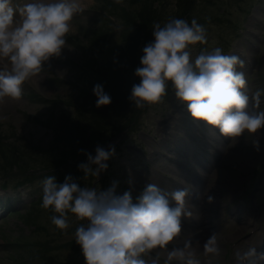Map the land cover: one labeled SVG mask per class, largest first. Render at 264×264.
Returning <instances> with one entry per match:
<instances>
[{"label":"rangeland","instance_id":"rangeland-1","mask_svg":"<svg viewBox=\"0 0 264 264\" xmlns=\"http://www.w3.org/2000/svg\"><path fill=\"white\" fill-rule=\"evenodd\" d=\"M173 1L156 2L165 5L163 14L171 15L172 9L176 8ZM30 2L32 0H12V5L16 8ZM81 3L85 10L73 17L72 30L66 37L67 47L62 50L61 55L52 57L37 77L23 85L24 91L20 100H8L5 105L0 106V116L7 117L6 120H0V138L7 144L30 149L32 154L26 160L29 164L38 166V169L32 168L21 173L11 165L12 169L9 172L0 173L3 175H0V180L8 179L6 182L9 183L6 188L0 187V264H21L19 260L26 258L27 253L24 247L15 243L29 242L33 244L30 246L34 247L40 240L46 242L44 245L47 251L44 255L58 259L51 263L47 262L48 264H62L61 262L66 261L75 264H80L81 261V264H86L81 247L75 242L76 228L82 223L86 224V221H79L69 213L70 226L66 230H61L51 222V217L56 213L51 208L44 209L41 206L42 199L34 211L31 210L34 204L32 201L35 202L39 197V192L43 189L42 181L47 177L42 176L41 179L40 174H49L46 172L47 166L41 164L51 161L48 160L51 155L47 159H38L44 153L37 152V149H49V142L53 137L52 123L60 114V110L69 112L71 117L77 115L73 112L76 105H73L74 107L65 105L61 101L54 105L46 104L41 102L39 97L57 100L77 97L78 91L76 88L73 89L71 84L75 80V74L77 75L75 69L79 68L78 64H81L80 60L83 58L82 52L76 47L77 44H90L89 41L93 37L100 36V32H96V27L104 28L106 24L113 30V42L119 43L120 32L124 27L118 16L122 15V11L112 13L105 8L103 0H87ZM119 5L131 12L139 8L130 0L121 1ZM191 11L194 14L193 19L200 20L199 24L204 26L207 35L206 44L197 43L190 46L192 59L194 60L205 49L212 51L218 47L223 54L236 55L245 62L242 68L238 65L237 70L245 74L248 81L246 91L249 95L258 89L264 90V0H195ZM99 61L98 63L102 64L105 60L100 57ZM0 67L3 65L0 64ZM262 96L261 109H264V95ZM146 105L148 106L139 114L137 126L133 130H125L116 144L113 143V139L121 133L107 140L102 138L103 140L99 142L89 144L86 150L93 156L98 145L106 150L109 146H115L116 154L107 161L108 168L102 172L103 177L100 175L99 179H96L91 175L83 176V173L77 170L82 174L77 183L89 188L94 183L97 190H107L114 181H117L116 194L122 195L125 191H131L134 202L149 183L169 192L191 186L192 192L186 199L191 201L189 205L198 207L196 211L194 208L192 211L201 221L197 223L198 220L195 219H182L181 235L167 246V250L157 248L153 250L151 256L156 257L159 253L160 264H164L167 251L173 247H182L184 240L190 238L185 234L190 232L204 236L197 255L200 264H237V251L242 253L249 247L258 248L257 246L264 243V129L262 132L260 130L259 134V152L251 144L253 134L245 133L244 136L229 141L224 139V144H233L240 148L232 147L224 151L217 167L210 175H205V179H196L193 173L201 174L202 171L197 161L192 159L191 152H201L199 148H195L198 143L205 145L207 151L212 149L209 143L201 142L204 139L196 130V124L202 126L201 130H209L220 136L218 129H212L203 121L194 120L186 106L175 98L171 84L163 102ZM51 116L53 118L50 121ZM190 133L194 136H190ZM235 154L245 156L252 154L251 163L244 166L246 161L244 157L233 160ZM32 158L37 160L33 162ZM86 162L85 155L83 160L77 159L74 164ZM68 164H72L71 159L68 160ZM61 172V169H55L51 174L56 177L57 183H62V179H65V176H60ZM29 173H33V182L30 184L32 186L23 183L18 189L13 188L16 182L14 179L4 177ZM207 195L214 197L213 203L207 202ZM8 210L12 212L8 213ZM22 213L23 215H20ZM25 216L28 221H35V224L26 223ZM213 233L217 234L221 247L218 257L203 255V243ZM29 264L42 263L33 261ZM172 264L178 262L173 261Z\"/></svg>","mask_w":264,"mask_h":264},{"label":"clouds","instance_id":"clouds-1","mask_svg":"<svg viewBox=\"0 0 264 264\" xmlns=\"http://www.w3.org/2000/svg\"><path fill=\"white\" fill-rule=\"evenodd\" d=\"M84 10L81 0H32L16 8L12 0H0V106L8 100H20L23 85L37 77L52 57L61 55L67 47L73 17ZM152 35L154 40L142 49L141 66L134 73L140 79L129 96L135 108L163 102L171 84L175 98L194 120L203 121L228 138L253 134L251 144L259 152L264 90L247 93L245 74L237 70L244 61L223 54L218 47L201 51L193 60L190 46L207 43L206 29L196 19L190 24L178 18H170L163 26L154 23ZM93 94L98 108L112 102L101 84L93 87ZM6 119L0 116V120ZM84 154L87 162L78 164V169L83 176L98 179L116 152L115 146L106 150L98 145L94 156ZM42 185L41 206L56 213L51 222L58 229H68L69 213L87 222L75 230V242L86 264H160V254L152 257L153 250H167L181 235L182 217L199 219L186 200L191 186L169 192L149 183L134 202L131 191L116 194L117 181L107 190H97L81 187L71 175L65 176L63 183L49 175ZM207 202L213 203L214 197L207 195ZM200 249L198 240L185 239L182 247L167 251L164 264H200ZM202 250L205 256L220 255L216 233L203 243ZM260 259L264 255H259L255 247L236 252L237 264H258Z\"/></svg>","mask_w":264,"mask_h":264},{"label":"trees","instance_id":"trees-1","mask_svg":"<svg viewBox=\"0 0 264 264\" xmlns=\"http://www.w3.org/2000/svg\"><path fill=\"white\" fill-rule=\"evenodd\" d=\"M130 1L136 3L139 8L131 12L125 10V7L113 0H103L106 5L105 8L111 10L112 13L122 11V15L118 14L124 26L120 32L119 43L113 42V30L111 26L106 24L104 28L99 29V27H96V32H100V36L98 38L93 37L89 41L90 44H77L76 47L83 54V58L80 60L81 64H78L79 68L75 69L77 73L74 76L75 80L71 83L73 89L76 88L78 91L77 97L65 100L39 97L40 101L46 104L54 105L61 101L65 105H76V109L73 112L77 114L71 117L69 112H64V109L60 110V114L56 116L52 123L53 137L49 142V149H37V152L44 153L38 159H47L51 155L48 158L51 161L47 164H41L40 162L41 165L47 166L46 172H49V174H40L41 179L42 176L46 177L53 174V170L61 169L60 176L71 175L77 182L80 180L79 178H82V174L77 172L79 170L78 164L75 165L74 163L77 159H84V153H87L86 149H88L90 143L99 142L102 138L107 140L115 134L122 133L125 130H133L137 126L141 110L148 105L143 108H135L134 104L129 100V96L133 84L140 82V79L134 73L135 69L141 66L142 49L147 43L154 40L152 35L154 23H160L163 26L170 18H178L185 19L190 24L194 17L191 9L195 5V0H174L173 3H176L174 4L176 8L172 9L173 13L171 15L163 14L165 5L162 2L159 5V2H156L158 0ZM196 21L200 23V20L196 19ZM100 57L105 60L102 64L98 63L100 62ZM96 84L103 85L104 91L111 96L112 102L110 105L99 108L96 106L97 98L93 94V87ZM31 118L37 120L35 117ZM52 118L53 116L49 120L51 121ZM76 145L78 148H76ZM81 149L84 150L83 153L80 151ZM30 154H32L31 150L27 147L22 148L14 144H7L0 138V161H3L0 162V173L9 172L12 169L11 165L21 173H25L32 168L38 169L37 165L29 164L26 160ZM69 159L72 160V164H68ZM35 160L37 159L32 158L33 162ZM4 177H9L16 181L13 186L15 189L22 187L23 183L32 186L30 184L33 182V173ZM6 180L8 179L0 180L1 188H6L9 185ZM63 182L64 179H62ZM42 195L43 191L39 192V197L35 199V202L32 201L34 204L31 210L34 211V208L39 205ZM11 212V210H8V213ZM20 215H23V213ZM26 223L34 225L35 221H28L26 218ZM45 243V240H40L34 247H31L30 245L33 244L29 242H16L15 244L24 247L27 253L25 255L26 258L19 260L20 263L29 264L33 261H41L42 264H48L47 262L51 263L53 260L58 261L56 258L44 255L47 251ZM61 263L75 264L70 261Z\"/></svg>","mask_w":264,"mask_h":264},{"label":"bare ground","instance_id":"bare-ground-1","mask_svg":"<svg viewBox=\"0 0 264 264\" xmlns=\"http://www.w3.org/2000/svg\"><path fill=\"white\" fill-rule=\"evenodd\" d=\"M81 1H87V0H81ZM245 63V62H244ZM245 69V68H244ZM264 87V86H263ZM253 93V92H251ZM263 97V96H262ZM179 106V105H178ZM182 109V108H181ZM181 119V118H180ZM199 122H202V121H199ZM177 126V125H176ZM196 130H198L200 132V135H202V138L204 139V141H201V142H206V143H209L210 146L212 147V149H210L209 151L205 150L204 146L201 145V143H198L197 145H195V148H199L201 152H197V151H192L191 152V157L194 161H197V163L199 164L200 166V170L202 171L201 174L199 173H193L198 179H205V175H210V172H212L215 167H217L218 165V162L219 160L222 158L223 156V152L226 151L227 149L229 148H232V147H235L233 146V144H230V145H227V144H224L223 143V140L224 139H228L227 141H229V139H232V138H228V137H225L223 135H220V136H216L217 134L216 133H212L210 132L209 130L208 131H205V130H201L200 128L202 126H200L198 123L196 124ZM211 127V126H210ZM195 128V127H194ZM206 128V127H205ZM208 128V127H207ZM163 129V128H162ZM172 129V128H171ZM200 129V130H199ZM213 129V127H212ZM215 129V128H214ZM216 130V129H215ZM262 132V130H261ZM261 134V133H259ZM188 136V135H187ZM190 136H194V134H191L190 133ZM198 136V135H197ZM249 136V135H248ZM242 137V136H241ZM194 139V138H192ZM247 139V138H246ZM196 140V139H195ZM187 141V140H186ZM205 143V144H206ZM234 143V142H233ZM240 144V143H239ZM251 145V144H250ZM241 146H244V145H241ZM170 147V146H169ZM184 148V147H183ZM235 148H240L239 146L238 147H235ZM195 150V149H194ZM233 150V149H231ZM246 150V149H245ZM244 151V150H243ZM235 153V152H234ZM231 154V153H230ZM226 155V154H225ZM236 157L233 158V160L235 159H240L242 157H244V160H246L244 162V166H247L248 164L247 163H251V160H252V154L248 155V156H245L243 154H235ZM189 157V156H188ZM208 158V159H207ZM229 158V157H228ZM183 160V159H182ZM224 160V159H223ZM176 161V160H175ZM185 161V160H184ZM177 162V161H176ZM181 162V161H180ZM188 162V161H187ZM190 162V161H189ZM188 162V163H189ZM225 163V162H224ZM185 164V163H184ZM194 165V164H193ZM222 165V164H221ZM160 167V166H159ZM188 167V166H187ZM217 169V168H216ZM197 171H198V168H197ZM196 171V172H197ZM187 173V172H186ZM173 174V173H172ZM183 174V173H182ZM193 175V176H194ZM204 176V177H203ZM211 178V177H210ZM174 180V179H173ZM192 180V179H191ZM185 181V180H184ZM189 181V180H188ZM209 182V181H208ZM173 183V182H172ZM174 184V183H173ZM172 184V185H173ZM184 184V183H183ZM197 189H195L196 191ZM167 191V190H166ZM194 193V191H193ZM198 193V192H197ZM202 193V192H200ZM194 196V195H192ZM196 197V196H195ZM192 199V198H191ZM187 200V199H186ZM188 203H190L189 201H187ZM191 206V210L194 208L195 211L198 207H195L193 205H190ZM205 210V209H204ZM194 211V212H195ZM241 211V210H240ZM197 213V212H196ZM195 214V213H194ZM243 214V213H242ZM203 215V214H202ZM245 215V214H244ZM203 217V216H202ZM182 219H185L182 217ZM241 220H243L242 217H240ZM248 220V219H247ZM201 220H198V222H200ZM249 222V221H248ZM239 223H243L241 221H239ZM249 225V224H248ZM194 232V231H193ZM202 234V233H201ZM186 236H189V237H192V239L195 241V240H198L201 244L203 238H204V234L202 235L203 237H201L198 233H186L185 234ZM183 240V238H182ZM257 241V240H256ZM258 247V246H257ZM257 253L259 255H264V249L261 250V249H256ZM258 264H264V259H260L258 261Z\"/></svg>","mask_w":264,"mask_h":264},{"label":"water","instance_id":"water-1","mask_svg":"<svg viewBox=\"0 0 264 264\" xmlns=\"http://www.w3.org/2000/svg\"><path fill=\"white\" fill-rule=\"evenodd\" d=\"M121 137V135H118V136H116V137H114V142L113 143H115V142H117L118 141V139ZM92 187H94V184H93V186Z\"/></svg>","mask_w":264,"mask_h":264}]
</instances>
